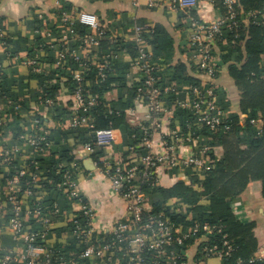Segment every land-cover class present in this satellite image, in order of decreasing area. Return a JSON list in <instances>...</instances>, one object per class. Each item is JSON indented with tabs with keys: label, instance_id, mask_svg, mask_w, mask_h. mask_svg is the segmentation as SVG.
I'll return each instance as SVG.
<instances>
[{
	"label": "built area",
	"instance_id": "1",
	"mask_svg": "<svg viewBox=\"0 0 264 264\" xmlns=\"http://www.w3.org/2000/svg\"><path fill=\"white\" fill-rule=\"evenodd\" d=\"M138 1L132 0V3L136 5ZM202 2L203 0H148L149 7L165 5L185 13V22L190 31L189 61L195 72L203 74L208 79L201 81L200 86L189 87L186 92L188 99H178L173 106L168 105L163 97L173 89L160 87L156 76L158 65L153 61L149 50V39L155 30L147 25L134 27L133 64L139 72V79L128 121L132 126L141 129L143 136L133 135L137 143L128 146L129 154L125 160L103 158L94 162L96 170L108 179L113 192L122 199L125 206L120 220L107 228L102 237L94 239L97 234L96 211L89 198L80 189L75 177L81 171L80 160L87 153L95 152L92 144H82L74 150L71 169L63 171L62 178L57 184L73 212L72 237L76 244L82 247V250L73 256H67L61 248L48 243L52 221L61 214L59 204L54 202L47 211L40 204L25 208L22 196L32 194L28 187L36 176H33L31 182L26 183V189L22 188L21 185L28 172L25 168L14 164L15 158L21 153L19 147L15 146L13 150L0 147L2 162L8 164L13 171L5 186L10 212L7 225L12 239L20 246L18 250L9 253L0 252V264H188L181 247L187 241L221 231L219 225L200 222H195L186 230H181L174 221L165 216L164 212L157 211L149 204L147 194V191L161 183L162 168H174L183 164L190 167L195 174L202 175L210 170V165L206 162L210 147L202 146L197 149L191 145L195 133L191 131L190 124L188 134H180L177 130L161 134L160 150H156L153 137L161 132L164 121L172 114L173 107L188 109L193 115L194 124L202 128L211 130L222 128L225 131L231 129L232 121L226 118L224 110L219 105L212 81L217 79L219 71L216 46L224 32L234 30L241 21L234 9L236 0H224L227 12L220 13L218 17L200 16ZM192 11L197 14L193 15ZM258 15L264 17L261 12H252L248 16L256 18ZM59 17L62 25L60 41L50 43V47L57 48L55 65L58 69L64 68L65 62L71 59L79 68L86 71L91 51L99 49L105 38L108 45L114 47L117 45L116 37L107 34L105 24L95 12L72 9L60 11ZM76 24L86 28V32L78 33ZM45 35L53 36L51 27L46 29ZM6 38L7 35L0 28V54L10 55L6 47ZM72 41L80 43L79 49L71 48ZM43 48L42 44L35 46L34 55L28 60V66L33 74L44 71L40 59ZM116 57L117 53L111 52L103 55L98 61L99 82L107 79L111 70V61ZM1 75L0 65V83ZM73 80L76 86L71 91V97L75 100L77 109L73 116L61 123L64 122L66 126L73 128L89 126L96 146L111 147L116 141L115 131L112 128H95L92 119L88 116L90 109L97 104V97L90 94L86 88L88 82L86 77L82 73H75ZM41 104L50 106L54 104V100L46 95L41 100ZM140 112L145 113V123L139 125L136 116ZM240 118L244 119L246 116L241 115ZM249 123L257 128L258 133L261 132V119L250 118ZM6 125L0 106V126L6 127ZM19 138L30 148L28 156L33 158L31 163L38 166L39 161L35 156L45 153L50 146L49 130L36 120L35 131L22 134ZM137 147L146 148L147 153L137 157ZM33 223L40 225L41 228L33 229ZM233 251L232 243L227 236H223L219 243L202 246L199 255L197 254L198 257L195 258V264H207L211 258L226 261ZM261 260H264V249L261 254L247 260L238 259L236 264H255Z\"/></svg>",
	"mask_w": 264,
	"mask_h": 264
},
{
	"label": "crops",
	"instance_id": "2",
	"mask_svg": "<svg viewBox=\"0 0 264 264\" xmlns=\"http://www.w3.org/2000/svg\"><path fill=\"white\" fill-rule=\"evenodd\" d=\"M72 9L85 10L95 12L105 24L107 29L116 39H119V45L122 48L118 50L117 57L122 55V62L129 65L126 73V84L128 87H134L138 84L139 72L135 69L133 61L135 58L134 51V27L135 25H147L156 31L164 33L171 39L173 44L172 63L182 62L187 66V72L190 76L200 80L208 79L203 74L197 73L192 69L189 61L188 38L190 31L185 22V13L177 8H170L165 5L148 6V0H139L138 4H133L132 0H0V26L6 28L7 37L12 38H32L28 45L23 44L22 47L14 53L13 60L3 62L4 70L2 77V89L8 92L6 98L7 105H0L2 115L7 125L3 131H0V147L13 150L15 146L19 147L21 153L16 159H23L29 155V149L25 143L20 140V135L30 134L35 131V121H39L43 127L49 130V140L53 142V150L48 154V161L43 166H70L73 163V152L82 144L90 143L95 148L93 154L87 153L80 160L81 171L76 174V179L80 189L89 198L90 203L96 211L97 234L94 239L102 237L107 228L112 227L122 217L125 206L122 199L116 195L108 179L98 172L94 166V162L108 158L111 160H125L128 156V146L135 145L137 141L133 138L134 134L138 137L143 136V131L132 126L128 119L130 110L134 104V96L128 107L125 109L126 126L115 130L116 141L111 147L100 148L95 144V138L88 127H69L63 123V120L70 118L76 112V102L71 97V91L68 89V79L75 73H82L79 66L70 63L64 68L58 69L55 65L56 47L52 50L40 53V59L44 66L42 73L33 74L28 66V60L34 55V47L43 45V42H56L53 37H47L45 31L47 28L57 27L56 33L61 34L60 11H70ZM220 9L211 1L202 2V8L199 15L203 17H218ZM82 33L86 28L80 24L75 26ZM80 31V32H81ZM42 35V36H41ZM44 35V37H43ZM42 37V41L41 38ZM45 40V41H44ZM226 46V42L217 44L216 56L221 49ZM71 48H75L71 46ZM45 52V53H44ZM108 53L107 48L98 50L97 60L99 61L103 55ZM152 55V53H151ZM2 61L6 58L4 54H0ZM115 58V59H116ZM152 59L158 65L160 57ZM221 65L220 76L212 81L214 85L217 101L225 112L226 118H232L235 115H242L239 109L240 91L235 86L234 81L230 77L227 67L223 66L220 58L218 63ZM264 62V56H263ZM157 72V73H158ZM60 79H59V75ZM183 78V77H182ZM60 80L63 84L62 89L54 91L51 88L52 82ZM68 86V87H67ZM190 86L183 87L180 84L169 83L164 88H171L173 91L168 93L175 95L174 100L168 101V105L173 106L178 99L187 100ZM48 96L54 100V104L50 106L42 105L41 100ZM107 100L114 101L119 98V91L114 89L106 93ZM12 102L13 104H11ZM6 103V102H5ZM17 106L18 108H16ZM246 116V115H245ZM138 124H144L145 113L140 112L136 116ZM257 118V117H251ZM181 121L183 124L194 126L193 115L188 109L173 107L171 116L164 121L161 132L156 133L153 137L156 150H160L161 134H168L173 128L172 121ZM259 119V118H257ZM64 125V126H62ZM256 128V127H255ZM261 128V127H260ZM257 129V128H256ZM70 130H78L75 136L69 134ZM23 131V133H22ZM194 131V129H193ZM190 133V131H189ZM198 138V135L195 136ZM208 144V140L203 142ZM193 146V143L191 144ZM210 146V145H209ZM211 147V146H210ZM212 152L217 157H222L223 147L219 142L212 145ZM147 149L140 147L136 149L137 157L145 155ZM69 156L71 158H69ZM135 157V155H132ZM69 158V159H68ZM138 159V158H137ZM68 160L72 163L68 164ZM67 161V162H66ZM20 165V163H19ZM21 167V166H20ZM23 168V167H22ZM71 169V167H70ZM69 169V170H70ZM11 167L2 162L0 158V252H12L20 248L19 244L12 239L11 233L7 225L10 212L5 203V186L7 179L12 175ZM204 175L195 174L193 170L180 164L174 168L160 169L161 183L154 189H151L149 196V204H159L165 211L174 210L177 205H171L172 202H179L183 206V210L176 214L183 221L174 222L181 230H186L191 224L199 221V211L197 207L201 204L207 205V196L204 194H191L192 191H199L200 182ZM189 187L191 190L187 193H173L166 195L169 190L179 185ZM56 191H47L48 202H44L49 209L54 202H57L63 212L60 218L52 221V230L48 236V243L61 248L67 256H73L82 250L76 244L72 237V209L66 212L68 202L58 189ZM201 191V190H200ZM163 192V193H161ZM42 199L46 190L38 192ZM43 193V194H42ZM261 196V183L251 182L247 189L241 195L233 198L229 202L231 210L238 215L240 219H249L255 221V233L260 238L261 243L256 253L252 256L259 255L264 249V203ZM177 208H180L179 206ZM61 212V213H62ZM202 224L210 222H200ZM213 225V224H212ZM32 228L39 230L40 225L33 223ZM210 234H207V236ZM205 240V239H203ZM200 242L196 241L185 249L182 254L188 259V264H195V258L199 251ZM264 260L257 261V263ZM207 264H225L217 258H211Z\"/></svg>",
	"mask_w": 264,
	"mask_h": 264
},
{
	"label": "trees",
	"instance_id": "3",
	"mask_svg": "<svg viewBox=\"0 0 264 264\" xmlns=\"http://www.w3.org/2000/svg\"><path fill=\"white\" fill-rule=\"evenodd\" d=\"M209 1L219 8L221 13L227 12L224 0ZM234 9L241 22L237 28L232 31H225L224 35L221 36L219 43L226 42V46L221 49L218 58L221 59L223 66L227 67L230 77L240 91L239 109L242 115H246V118L241 119L240 115H235L231 119L229 118L232 121L231 129L227 131L222 128L217 130L202 128L198 124L191 126V131L194 129V137L198 135V138L195 137L192 142L194 148L198 149L202 146H211H209L210 149L206 155V162L210 165V170L201 179L199 191H192L189 187L181 184L169 190V192H165L167 193L166 195H171L175 192L184 194L191 190V194L193 195H196L198 192V194L207 196L208 204H201L197 207L199 221L219 225L221 231H215L208 236L204 235L199 237V240L187 241L181 249H185L192 245V243L199 241V253L205 244L219 243L223 236H227L234 247V251L228 260L225 261V264H236L238 259L247 260L251 258L261 243L260 238L255 233V221L240 219L231 210L229 202L233 198L241 195L247 189L249 183L258 181L261 183V196L264 201V17L261 15H258L256 18L248 16L252 12H261V14H264V0H236ZM191 13L193 15L197 14L194 11ZM0 28L6 34V28L1 26ZM61 28L62 25L60 26V30ZM154 30V34L149 39V50L154 57H160L158 61L160 70L156 74L160 87L164 89L169 83L180 84L183 87L200 86L201 81L188 74L186 64L182 62L172 63L173 44L171 43V39L164 35V33L156 31V29ZM55 31H57V27H53L52 37L59 43L61 34H59V31L57 33ZM76 31L82 34V31L77 28ZM107 31L108 35H113L108 29ZM31 39L30 37L6 38V47L10 55H5L6 58L3 61L0 58L2 70L1 79L4 70L3 62L13 60L14 53L23 44L28 45ZM117 40L120 42L119 39ZM118 41L114 47L108 45L105 38L99 49L107 48L108 53L115 52L118 54V50L122 49ZM42 43L44 45L43 51L49 52L52 50L49 41H42ZM71 46L79 49L80 43L72 41ZM99 49H93L91 51L90 59L87 61L88 70L84 71L80 68L82 74L88 81L86 88L90 94L97 97V104L90 109L88 116L92 119V124L95 128H112L115 131L126 126L125 109L132 101L133 96L135 97L138 84L134 87L127 86L125 79L129 65L122 62V55H119L118 58L111 61V70L108 73L107 79L99 82L97 76ZM72 63L78 66L73 60ZM69 64L68 61L65 62L66 66ZM218 67L217 78L222 71L221 65H218ZM192 69L194 70L193 66ZM60 76L61 74L59 75V79ZM1 84L2 82L0 83V105L3 106L7 105L8 100L6 98L9 94L6 90L2 89ZM68 85L69 87H67L70 91L75 88L76 82L73 80V75L69 76ZM57 87L58 89L63 88L60 80L55 83L52 82L51 88L54 91H56ZM114 89L119 91V98L109 102L105 95ZM163 97L167 103L170 100H174L176 96L167 93ZM251 117H257L262 120L260 125L261 132L258 133L257 129L249 123ZM85 127H88L92 133V129L89 126ZM171 127L173 128L172 130H177L180 134H188L190 131L188 125L186 126L181 121H176L175 119H173ZM4 128L0 126V131H3ZM77 132L78 130H70L69 134L75 136ZM205 140H208V144L203 143ZM49 141L50 146L46 152L35 156L39 161L38 166L31 163L32 157L29 158L27 156L23 159L15 158L14 164L18 167L25 168L28 172L21 185L22 188L26 189V183L31 182L33 176H36L35 180L31 182V186L28 187L32 194L22 196V203L25 208L40 204L47 211L48 208L44 204V202H48L46 198L47 191L49 193L50 190L56 191L55 189L62 178L63 171L71 167L70 163H72V160H68L70 166H57L55 164L52 166H43L48 161V154L53 150V142L51 140ZM216 142H219L223 147L222 157H217L212 152V145ZM71 157L69 156V158ZM41 190H46L43 199L41 194L38 193ZM147 192L149 198L150 192ZM5 203L8 207L9 203L7 198H5ZM171 205H177L180 208L175 207L174 210L164 212V209L159 204L153 205V207L159 212H164L165 216L170 220H178L179 222L183 221L185 223L184 220H181L182 218L176 215L180 213L179 211L183 210V206L179 202H172ZM70 209L71 206L68 204L65 211L69 212ZM62 215L63 212L58 218ZM185 259L188 261L187 258ZM255 264H264V262Z\"/></svg>",
	"mask_w": 264,
	"mask_h": 264
},
{
	"label": "water",
	"instance_id": "4",
	"mask_svg": "<svg viewBox=\"0 0 264 264\" xmlns=\"http://www.w3.org/2000/svg\"><path fill=\"white\" fill-rule=\"evenodd\" d=\"M219 65H220V62H219Z\"/></svg>",
	"mask_w": 264,
	"mask_h": 264
}]
</instances>
